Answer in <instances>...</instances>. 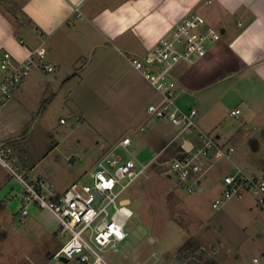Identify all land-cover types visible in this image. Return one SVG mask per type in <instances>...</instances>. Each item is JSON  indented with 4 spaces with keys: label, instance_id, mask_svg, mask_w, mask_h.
<instances>
[{
    "label": "rangeland",
    "instance_id": "obj_1",
    "mask_svg": "<svg viewBox=\"0 0 264 264\" xmlns=\"http://www.w3.org/2000/svg\"><path fill=\"white\" fill-rule=\"evenodd\" d=\"M46 60H36L30 74L19 85L24 83L22 93L17 92L6 105L0 106V140H15L14 154L31 169L30 184L40 180L62 191L76 181L90 183L95 162L125 135L133 139V144L127 151H121L124 157L133 155L138 162L148 163L157 156L148 139L154 122L159 121L149 120L146 110L150 101H132L121 93L122 89L101 91L90 83L78 84V80L58 84L55 72L44 71ZM141 82L150 88L145 80ZM250 86L236 82L229 91H224L217 100L223 118L214 132L226 133L241 122L243 115L235 118L230 110L241 98L252 103L251 100L258 99L257 90ZM121 95L119 101H114ZM189 101L195 100L189 97ZM258 102L257 106H247L246 116L253 117L263 101ZM169 123L162 124L175 131L177 128ZM253 124L252 128H244L241 137L259 126L257 120ZM257 137L259 149L251 144L239 147L235 144L232 162H221L208 171L204 193H188L175 176L165 175L169 158L161 156L155 164L160 168L152 167L123 194V198L131 197L128 207L133 212L125 226L126 243L141 244L145 252L161 259L160 264H201L205 260L246 264L253 256L260 255L264 250V207L256 198L246 193L242 198L224 200L218 209L213 208V203L222 199L228 168H240L257 176L264 173L260 161L264 158V137L262 133ZM7 163L21 174L11 160ZM3 166L0 165V187L6 186L4 200L7 193L24 194V189ZM27 204L28 216L22 218L18 200L0 202V264H65L53 257L66 241L59 234V223L47 210L34 203ZM114 211V207L108 208V220ZM89 233L84 236L90 242ZM193 239L197 247L180 260L178 250ZM90 244L108 264H125L124 244H117L119 252L100 250ZM70 260L69 264H77L76 256Z\"/></svg>",
    "mask_w": 264,
    "mask_h": 264
},
{
    "label": "crops",
    "instance_id": "obj_2",
    "mask_svg": "<svg viewBox=\"0 0 264 264\" xmlns=\"http://www.w3.org/2000/svg\"><path fill=\"white\" fill-rule=\"evenodd\" d=\"M191 13L202 15L208 25L221 33V39L208 47L204 58L193 64L178 65L172 75L178 81L179 106L184 110L195 108L198 111V129L177 137V129L171 130L162 124L169 122L155 121L148 134L149 144L157 156L167 155L170 160L183 146L195 144L197 134L202 131L213 134L221 145L234 147L236 144L239 147L251 144L259 149L257 135L262 133L264 137V0H0V53L8 51L16 62H22L43 45L47 50V63L55 68L54 77L58 84L78 80V84L90 83L101 91L122 89L121 93L132 101H150V105L159 103L160 95L150 90L152 87L133 67L130 57L148 53ZM143 80L150 88L141 82ZM236 82L252 85L250 88L258 91V99L251 100L252 103L241 98L239 104L230 110V114L234 109L241 110V122L226 133L223 130L214 132L223 118L222 106L217 100ZM22 85L15 94L22 93ZM123 95L114 101H119ZM189 97L195 101H189ZM258 101H263L261 107L255 110L253 117L246 116L247 106H257ZM254 119L259 126L241 137L245 127L254 126ZM125 137L129 136L117 141ZM8 142L14 151L13 139L0 140V147ZM260 161L263 167L264 158ZM221 162L232 161L223 160L216 164ZM0 165L4 164L0 162ZM3 167L7 169L5 165ZM16 168L30 181L31 169L23 164L21 157ZM234 172L228 168L225 175ZM207 175L202 189L197 192H205L203 183ZM2 186L0 202L18 200L22 209L23 192L7 193V200H4L6 186ZM125 200L128 205L132 203L131 197ZM20 216L28 215L22 216L20 212ZM127 238L128 233L124 240L117 242L118 245L124 244L122 259L125 264L161 263L157 256L145 252L141 244L126 243ZM263 253L264 250L260 255ZM76 261L81 264L78 257ZM63 262L69 264L71 260Z\"/></svg>",
    "mask_w": 264,
    "mask_h": 264
},
{
    "label": "built area",
    "instance_id": "obj_3",
    "mask_svg": "<svg viewBox=\"0 0 264 264\" xmlns=\"http://www.w3.org/2000/svg\"><path fill=\"white\" fill-rule=\"evenodd\" d=\"M220 39L221 33L208 25L202 15L191 13L148 53L130 57L133 67L160 95L159 103L148 106L151 119L170 122L178 129L177 137L197 131L198 111L195 108L184 110L179 106L178 81L172 76L173 71L180 64H193L204 58L208 47ZM19 41L24 43L23 39ZM46 56L47 50L43 45L22 62H16L8 51L0 53V106L6 105L14 97L19 85L34 68L36 60L43 62ZM43 69L47 73L55 71L54 66L49 64H44ZM240 114L239 108L231 111V115L236 118ZM197 136L195 144L183 146L165 164V175L175 176L178 184L188 193L200 191L208 171L219 161H231L235 153L234 147L219 144L213 134L199 131ZM131 144L130 137L118 141L95 162L90 183L76 181L64 191L40 180L35 185L30 184L25 176L7 163V160H11L16 168L19 157L10 147H0V162L24 189L22 216L28 215L27 203H34L50 212L59 223V234L66 241L53 255L57 261L76 256L81 264H107L90 242L100 250L107 248L118 251L117 242L126 238L125 226L133 214L123 194L135 180L158 164L161 157L158 155L148 163L138 162L133 155L124 157L121 151H127ZM223 186L222 199H217L213 208L218 209L224 200L242 198L246 193H251L258 204L264 207V173L261 176L249 175L236 168L234 173L224 177ZM110 206L115 211L108 220ZM87 231H90V242L84 236ZM246 264H264V253L253 256Z\"/></svg>",
    "mask_w": 264,
    "mask_h": 264
},
{
    "label": "trees",
    "instance_id": "obj_4",
    "mask_svg": "<svg viewBox=\"0 0 264 264\" xmlns=\"http://www.w3.org/2000/svg\"><path fill=\"white\" fill-rule=\"evenodd\" d=\"M4 148L7 146L9 147L10 146V143H6L4 144ZM180 151V150H179ZM177 150V153L179 152ZM154 168H160L159 165H154L153 166ZM165 169V168H164ZM198 245L197 241L195 239L193 240H190L188 241L187 243H185L183 246H181V248L178 250V256H179V259L182 260L183 257L187 256V254L190 252V251H194V248H196ZM201 264H218L216 261H202Z\"/></svg>",
    "mask_w": 264,
    "mask_h": 264
},
{
    "label": "water",
    "instance_id": "obj_5",
    "mask_svg": "<svg viewBox=\"0 0 264 264\" xmlns=\"http://www.w3.org/2000/svg\"><path fill=\"white\" fill-rule=\"evenodd\" d=\"M62 261H65L66 262V259H62Z\"/></svg>",
    "mask_w": 264,
    "mask_h": 264
}]
</instances>
